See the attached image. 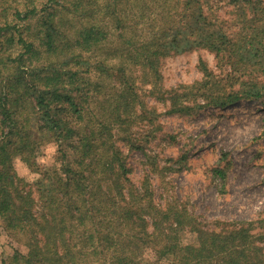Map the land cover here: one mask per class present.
Segmentation results:
<instances>
[{
	"label": "trees",
	"instance_id": "1",
	"mask_svg": "<svg viewBox=\"0 0 264 264\" xmlns=\"http://www.w3.org/2000/svg\"><path fill=\"white\" fill-rule=\"evenodd\" d=\"M137 1L0 0V223L27 249L3 264H264V226L213 229L175 198L156 202L148 174L130 178L125 153L143 151L161 179L186 162L145 152L161 131L149 95L189 116L264 103V0H169L145 34ZM198 49L214 68L201 61L200 79L161 87L160 60ZM49 144L53 159L40 167ZM225 164L211 171L222 185Z\"/></svg>",
	"mask_w": 264,
	"mask_h": 264
},
{
	"label": "rangeland",
	"instance_id": "2",
	"mask_svg": "<svg viewBox=\"0 0 264 264\" xmlns=\"http://www.w3.org/2000/svg\"><path fill=\"white\" fill-rule=\"evenodd\" d=\"M169 0H138L145 6L148 20L138 24V30L151 32L148 22L162 11ZM172 3V2H171ZM170 3V4H171ZM128 10L132 4H126ZM125 10V11H126ZM152 10V11H151ZM158 23V22H157ZM157 26L159 24H155ZM110 33L113 32L108 27ZM203 61L214 68V57L205 49L191 50L180 54H169L160 60L161 87L169 89L178 84H188L201 78L199 63ZM134 74L136 72L134 71ZM95 74L91 77L94 79ZM108 81V80H106ZM137 86H142L137 81ZM149 87H140L145 93ZM146 101L157 109V122L161 131L151 139L145 152L158 154L160 163L167 158H178L186 154V162L168 172L163 179L150 172L144 163L145 153L140 149L125 152L131 168L130 178L138 182L145 172L152 181L154 198L163 204L177 199L197 216V219L213 229L217 222H252L256 230L262 231L264 219V103L261 100H240L225 108H209L195 115L169 114L168 100H156L154 95ZM134 135L141 140L144 132L140 124L134 126ZM56 148L53 144L42 145L36 154L37 164L47 166L53 159ZM126 151V150H125ZM227 154L228 162L221 160ZM226 163L227 178L222 185L211 172L214 167ZM178 166V165H176ZM19 177L32 182L34 173L20 161L14 159ZM186 238L189 239L187 236ZM16 251L25 254L27 249L19 235L8 233L0 223V264Z\"/></svg>",
	"mask_w": 264,
	"mask_h": 264
}]
</instances>
